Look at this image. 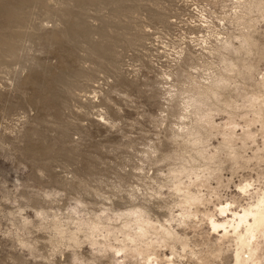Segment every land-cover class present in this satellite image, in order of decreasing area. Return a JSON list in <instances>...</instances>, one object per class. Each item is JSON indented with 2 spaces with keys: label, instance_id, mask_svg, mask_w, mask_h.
Segmentation results:
<instances>
[{
  "label": "rangeland",
  "instance_id": "374dc122",
  "mask_svg": "<svg viewBox=\"0 0 264 264\" xmlns=\"http://www.w3.org/2000/svg\"><path fill=\"white\" fill-rule=\"evenodd\" d=\"M260 1L0 0V264H237L210 217L231 220L264 190V121L249 102L264 75ZM245 35L253 52L225 47ZM222 75L213 101L232 114L186 103ZM193 171L210 186H192L206 200L183 223L175 185ZM140 208L180 242L154 228L132 242Z\"/></svg>",
  "mask_w": 264,
  "mask_h": 264
},
{
  "label": "bare ground",
  "instance_id": "6f19581e",
  "mask_svg": "<svg viewBox=\"0 0 264 264\" xmlns=\"http://www.w3.org/2000/svg\"><path fill=\"white\" fill-rule=\"evenodd\" d=\"M260 2H264V1H260ZM264 4V3H263ZM263 6V5H262ZM259 7V6H258ZM260 9H262V7H260ZM264 9V8H263ZM263 12V10H262ZM264 15V13H263ZM264 18V17H262ZM252 35V34H250ZM246 36V35H245ZM243 39V38H241ZM255 38L251 37V36H246L241 45L239 47H235L234 45H232L231 42H227L226 43V48L229 49V47L234 48L237 50L238 52H241L242 50L246 51V52H250L252 50V47L255 45ZM233 49V50H234ZM230 61V60H229ZM228 62V61H227ZM229 63V62H228ZM237 64H235V62H231L229 63V66L227 68V70H229L230 72H235L236 70V66ZM246 69L252 70L253 69V65L252 64H248L245 66ZM240 71V70H239ZM229 73V72H228ZM233 76V75H231ZM231 76L229 75H222V76H217V79H214L212 81V83H208L207 85L204 86L203 89H198L195 93L197 94V97H195L194 95L191 96L190 100L188 99V102H186L188 105H192L193 107L195 106L196 109L200 108V105H206L208 106L209 109H207L208 111V116H210L211 118H213L214 116H212L213 111L215 110L216 112H224V113H229L232 114V109L234 108L231 101L229 100H225V98L223 99L224 102L223 104H217L215 103L213 100L217 101L219 103V101H221V97L224 94V89H227V85H228V81L230 80ZM233 78V77H232ZM231 82V81H230ZM229 82V83H230ZM205 83V82H204ZM200 87V85H199ZM229 87V85H228ZM192 88V87H190ZM198 88V87H197ZM194 89V87H193ZM256 89V88H255ZM253 89V90H255ZM187 90V89H186ZM185 90V91H186ZM191 90V89H190ZM189 90V91H190ZM264 90V75H262V78L258 81L257 83V91H254L252 96L249 99V102L251 103V106H257V102H259V109L255 110V113L257 114V119L263 120L264 121V100L261 99L260 95L261 92H263ZM188 91V90H187ZM193 92V91H192ZM191 95V94H189ZM189 98V96L187 97ZM186 98V99H187ZM181 100V99H180ZM187 101V100H186ZM234 101V100H233ZM184 103V102H182ZM185 104V105H187ZM235 104V103H234ZM191 106V108H192ZM238 106V105H237ZM185 107V106H184ZM183 107V108H184ZM189 107V106H188ZM194 107V109H195ZM187 108V107H186ZM185 108V109H186ZM205 108V107H204ZM240 108V107H239ZM238 108V109H239ZM245 108V107H244ZM188 110V109H187ZM242 110V109H241ZM189 111V110H188ZM245 111V110H244ZM217 112V113H218ZM189 113V112H188ZM200 113V112H199ZM206 113V112H205ZM215 113V112H214ZM190 114V113H189ZM228 114V115H229ZM188 115V114H187ZM186 115V116H187ZM207 115V114H206ZM207 116V117H208ZM184 117V116H183ZM230 118H232L230 116ZM230 118L228 120H230ZM235 118V116L232 118V120H230V134L229 136H235L236 133V129H237V124L235 123V121H233V119ZM187 119V118H186ZM197 120V119H196ZM211 120V119H210ZM214 120V119H213ZM247 120V119H246ZM189 121V120H188ZM204 121V120H203ZM212 121V120H211ZM185 122V121H184ZM187 122V121H186ZM209 122V121H208ZM228 122V121H227ZM189 123V122H188ZM214 123V122H213ZM252 123V122H251ZM229 123H227V126ZM185 125V124H184ZM193 125V124H192ZM239 125V124H238ZM250 125L252 126V124H250V121L248 122L247 120V125L245 124L244 126L247 127V129L245 127H243L245 133V137L247 139L252 138L253 134H252V130L250 128H248V126L250 127ZM254 125V124H253ZM264 125V123H263ZM226 126V124H225ZM226 126V127H227ZM211 127V126H210ZM225 127V128H226ZM181 128V127H180ZM214 128V127H213ZM223 128V127H222ZM250 129V130H248ZM263 129V128H262ZM225 131V130H224ZM197 133V132H196ZM211 134V133H210ZM227 134V132H226ZM189 135V134H188ZM243 135V136H244ZM200 136V135H199ZM212 136V135H211ZM255 137V136H254ZM253 137V139H254ZM209 138V136H208ZM207 138V139H208ZM235 138V137H234ZM191 139V138H190ZM200 139V138H198ZM240 139V138H239ZM243 139V138H241ZM245 139V138H244ZM206 140V139H205ZM204 140V141H205ZM197 141V138L196 140ZM200 141V140H199ZM197 141V142H199ZM225 142V141H224ZM231 142V141H230ZM226 143V142H225ZM201 144V142H200ZM231 144V143H230ZM201 153V151H200ZM204 153V152H203ZM210 157V156H209ZM208 160V159H207ZM184 168V167H183ZM186 169V168H184ZM183 169V171H184ZM194 170L192 167L189 170ZM182 170V169H181ZM187 170V171H189ZM177 171V170H176ZM180 170H178L179 172ZM182 171V174L184 173ZM186 171V170H185ZM195 171V170H194ZM193 171V172H194ZM205 171V170H204ZM203 171V174L205 173ZM191 172V173H193ZM181 173V171H180ZM187 173L186 175H193V177L195 176V174L198 172H194L195 174H190L189 172H185ZM201 173V172H200ZM211 174V173H210ZM209 174V175H210ZM184 175V174H183ZM208 175V174H207ZM177 176H179V174L177 173ZM188 177V176H187ZM192 177V178H193ZM204 177L206 178L207 176L204 174L202 177L201 175H196L195 181L192 182V184H189L187 187H185L184 184L181 183V180L177 182V184L175 186H177V190L179 192H183L181 194H183V200L181 199L179 206L181 203H183L185 206H187L188 209L187 211L184 210V212H182V219L180 221L183 220V223L187 222V219L190 217L192 218L194 216V213L191 210V207L196 206V205H201L202 203L205 202V197L202 195L200 196V194L193 193L192 191V186L197 188V190H200V187H205L207 185V180L209 181L210 179H204ZM209 177V176H208ZM179 178V177H178ZM190 178V177H189ZM182 179V178H181ZM195 184V185H194ZM209 184V183H208ZM184 185V186H183ZM198 186V187H197ZM210 186V185H209ZM207 185V187H209ZM250 186V184H244V186L242 187V190L244 192H248V187ZM190 187V188H189ZM191 189V191H190ZM209 189V188H208ZM176 191V190H175ZM202 193V192H199ZM182 197V195H181ZM182 204V205H183ZM141 206V205H140ZM184 206V207H185ZM230 205L229 203L227 205H221L219 208V211L223 214L228 213V211H230ZM134 208V207H133ZM182 208V207H181ZM183 209V208H182ZM233 211V212H232ZM230 212L233 213V218H231V220H227L224 222H220L218 219H214L213 217H210V223L212 225V228L219 232L220 228L224 229V232L221 234V237L219 238V241H221V244H225L226 241H234L236 243L237 246V253H236V258H237V264H260L258 261V249H259V242L258 239L259 238H264V190L259 192L257 194V199L255 201V203L251 204L249 207L244 208L242 213H239L238 211L234 212V210H232ZM146 210L140 208V209H133L130 210V212L127 214L128 216L132 217L134 219V221L136 222V225L138 227V230L136 232V236L130 238L132 240V242H136L139 240H143L144 238L148 237L149 233L151 232V228H154L153 230H156L157 232L159 231L162 235L163 238H165L166 240H179L178 242H180V237L178 236V232L171 226H166L165 224L160 223V226L157 227V224L152 225L150 222V219L146 218ZM149 213V212H148ZM211 215V214H209ZM214 215V214H213ZM228 216V215H227ZM150 217V216H149ZM176 217V216H175ZM174 217V219H175ZM173 218V216H172ZM161 220V219H160ZM172 220V219H171ZM177 220V219H176ZM157 221V220H156ZM159 222V221H158ZM172 222V221H171ZM170 223V222H168ZM182 224V222H181ZM159 225V224H158ZM228 226H230V229ZM136 227V228H137ZM154 232V231H153ZM158 232V233H159ZM183 239V238H182ZM161 242V241H160ZM182 242H186V241H182ZM157 243V242H156ZM161 244V243H160ZM188 244V243H187ZM137 245V244H136ZM158 245V244H157ZM161 245H165V244H161ZM158 245V246H161ZM168 245V244H166ZM186 246V244L184 245ZM153 247V245H149V248ZM188 247V246H187ZM223 247V246H221ZM148 248V249H149ZM154 249V247H153ZM151 248V250H153ZM147 250V249H146ZM146 250L143 249H139L136 248V250L133 251L135 257H141V260H143L145 263L149 262L151 260V254L148 253ZM219 250V249H218ZM217 251V250H216ZM156 252V251H155ZM132 253V254H133ZM154 255V254H153ZM157 255V254H156ZM154 255V257L156 256ZM158 257H155V261H157ZM160 259V258H159ZM170 261V260H169ZM152 262V261H151ZM153 263V262H152Z\"/></svg>",
  "mask_w": 264,
  "mask_h": 264
}]
</instances>
